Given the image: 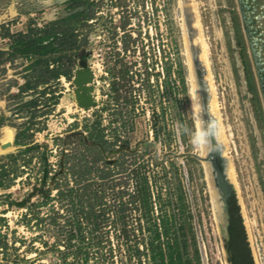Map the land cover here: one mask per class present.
<instances>
[{"label":"rangeland","instance_id":"1","mask_svg":"<svg viewBox=\"0 0 264 264\" xmlns=\"http://www.w3.org/2000/svg\"><path fill=\"white\" fill-rule=\"evenodd\" d=\"M194 1L230 136L233 199L254 263L264 264L256 67L238 0ZM81 11L79 43L67 53L73 77L51 80L48 60L64 54L47 49L49 24ZM184 23L180 0H0V148L14 131L12 148L0 150V264H232L205 165L159 161L201 154L174 131L178 121L193 126ZM35 145L43 147L26 151ZM39 152L51 165L43 185ZM36 185L56 197H31Z\"/></svg>","mask_w":264,"mask_h":264},{"label":"bare ground","instance_id":"2","mask_svg":"<svg viewBox=\"0 0 264 264\" xmlns=\"http://www.w3.org/2000/svg\"><path fill=\"white\" fill-rule=\"evenodd\" d=\"M181 5L184 10V33L186 40V51L188 55L190 71H191V82L192 83V95L196 94L198 103L202 104L205 113L211 119L217 121L221 126V134L217 138V143L220 149V153L225 159L224 162V173L226 179L232 184L237 181L236 171L232 160L227 157V152L230 150L229 137L226 135L225 126L222 122L220 106L217 98L216 86L214 83V77L211 70V61L209 57V46L203 35L202 21L200 18V13L198 11L197 5L194 0H180ZM240 12L242 15L240 1L238 0ZM243 19V16H242ZM244 23V19H243ZM245 28V23H244ZM246 32V31H245ZM247 36V35H246ZM251 50V49H250ZM252 54V51H251ZM204 69V71H203ZM205 73V74H204ZM202 86H205V93L201 90ZM205 116V119L208 117ZM14 130V129H13ZM4 137L1 142V151H8L12 147L4 149L3 145L11 143L14 137V131L6 130ZM203 156H206L202 153ZM206 174L209 181L211 192H212V201L214 209L217 214V218H220V215L217 210L218 206V193L214 188V179L211 173L210 167L206 164Z\"/></svg>","mask_w":264,"mask_h":264},{"label":"trees","instance_id":"3","mask_svg":"<svg viewBox=\"0 0 264 264\" xmlns=\"http://www.w3.org/2000/svg\"><path fill=\"white\" fill-rule=\"evenodd\" d=\"M80 6V5H78ZM86 13V11L77 12L73 16H70L69 18H64L55 22H52L49 24V27H52L53 35L47 36L52 38L51 44H49L47 49H52L54 52H63L64 56L62 58L58 59L57 57L54 58L52 61L48 60V63H53L56 69L53 70V78L51 80H58L60 77H65L68 81H71L73 77V69L75 67V61H74V55L67 54L70 50L78 46L79 43V30H78V23H80L82 20L81 17ZM92 17V16H90ZM67 23L66 27L62 26V29H59V25H64ZM77 24V25H76ZM78 30V31H77ZM38 41H41L39 39ZM79 52V60L86 61L88 60V52L85 48H80ZM63 59V60H62ZM56 64V65H55ZM58 64V65H57ZM43 146L35 145L33 147H29L26 151H38L42 149ZM39 155L41 156V166H42V185L47 183V179L49 177L50 171L49 167L51 166L48 160V156L46 153L39 152ZM18 156H10L9 159L16 160ZM1 161V160H0ZM0 169L2 171L4 169H7L6 166L1 165ZM1 174V173H0ZM1 185V181H0ZM60 192V191H59ZM58 192V193H59ZM37 193H44L45 196L48 198L54 199L55 197H52V194L50 192H44L41 185L35 186L33 189V192L31 194V197H34L37 195ZM231 204V220L229 227V239L227 241V247L230 254V261L232 264H255L253 257L251 255V251L249 249L248 243L246 242V236L244 228L242 227V221L240 218V215L238 213V208L236 207V202L232 198L230 200ZM22 206L27 205V201L23 202L21 204ZM54 216L51 218L53 224L57 222V218L59 217L60 213L59 211H56V209H53ZM40 222V221H38ZM83 223H80V226H82ZM82 228V227H80ZM79 228V229H80ZM76 230V229H75ZM74 230V231H75ZM75 233L71 232L69 241L72 243V240L75 238ZM93 240V239H92ZM94 241V240H93ZM90 242L89 237H83L82 243L84 245L87 244H94ZM90 242V243H87ZM95 242V241H94ZM97 243V242H96ZM94 246V245H93ZM80 249L79 251H81Z\"/></svg>","mask_w":264,"mask_h":264},{"label":"water","instance_id":"4","mask_svg":"<svg viewBox=\"0 0 264 264\" xmlns=\"http://www.w3.org/2000/svg\"><path fill=\"white\" fill-rule=\"evenodd\" d=\"M242 11V16L245 23V31L248 39L250 49L252 51V57L256 67L258 76V82L260 84L263 100H264V0H239ZM85 76H89V73H85ZM205 86H202L201 90L205 93ZM154 145L152 142H146L143 144L144 152L147 153V149ZM4 149L12 147L11 143L3 145ZM173 156L177 160L187 156H194L199 159L205 165L210 167L211 173L214 179V188L218 193V206L217 210L220 215L219 221L223 230L225 238L229 237L228 226L230 223V215L228 211V199L235 194L234 186L226 179L224 173L225 159L219 152V154L213 153L203 156L197 153H166L163 158L159 160L164 161L166 158ZM207 172V171H206Z\"/></svg>","mask_w":264,"mask_h":264},{"label":"clouds","instance_id":"5","mask_svg":"<svg viewBox=\"0 0 264 264\" xmlns=\"http://www.w3.org/2000/svg\"><path fill=\"white\" fill-rule=\"evenodd\" d=\"M196 94L193 93L191 112L193 126L186 123L177 122L175 125V135L177 137L188 136L194 150L205 155L213 153L219 154L217 138L221 134L220 124L207 116L202 104L196 102ZM205 116L208 118L205 119Z\"/></svg>","mask_w":264,"mask_h":264},{"label":"flooded vegetation","instance_id":"6","mask_svg":"<svg viewBox=\"0 0 264 264\" xmlns=\"http://www.w3.org/2000/svg\"><path fill=\"white\" fill-rule=\"evenodd\" d=\"M233 197H230L229 199H228V211H229V215H230V220H231V213H230V211H231V204H230V200L232 199ZM229 225H230V223H229ZM229 229V228H228Z\"/></svg>","mask_w":264,"mask_h":264}]
</instances>
